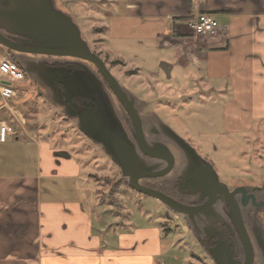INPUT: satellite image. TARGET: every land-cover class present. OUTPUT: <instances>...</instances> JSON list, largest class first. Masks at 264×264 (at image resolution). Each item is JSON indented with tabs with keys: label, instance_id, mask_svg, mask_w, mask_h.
Masks as SVG:
<instances>
[{
	"label": "crops",
	"instance_id": "crops-1",
	"mask_svg": "<svg viewBox=\"0 0 264 264\" xmlns=\"http://www.w3.org/2000/svg\"><path fill=\"white\" fill-rule=\"evenodd\" d=\"M105 1L117 8L115 0L99 7ZM117 1L133 14V29L155 32L158 47L174 49L173 62H162L169 73H190L181 98L218 102L227 131L255 138L264 151V0ZM198 13L213 15L214 33L194 34ZM3 109L17 108L1 101ZM10 140L0 143V264H162L156 230L116 231L112 203L90 179L80 184L71 156L41 141L28 143L27 153Z\"/></svg>",
	"mask_w": 264,
	"mask_h": 264
},
{
	"label": "rangeland",
	"instance_id": "rangeland-1",
	"mask_svg": "<svg viewBox=\"0 0 264 264\" xmlns=\"http://www.w3.org/2000/svg\"><path fill=\"white\" fill-rule=\"evenodd\" d=\"M98 1L101 0H55L60 10L71 15L90 49L111 67L110 73L118 83L133 92L148 117L157 116L210 160L220 182L229 189L262 185L264 151L257 150L255 138L248 142L242 135L229 133L218 102L188 94L181 98L190 73L174 68L167 74L160 66L162 62H173L174 49L158 47L152 39L155 32L133 29V14L125 10L123 2L115 0L117 8L110 5L105 8L102 5L106 1L100 7ZM0 54L5 55L3 51ZM14 89L18 97L7 103L17 108L15 115L24 118L25 125L20 128L10 111L0 110V118L18 132L16 140L11 137L13 140L7 143H20L28 153V143L34 148L33 142H47L57 150V155L71 156L80 166V184L90 179L98 188V195L112 203L118 216L116 231L134 234L140 228L156 230L161 254L158 259L162 264H214L185 218L169 212L155 198L125 185L119 168L101 146L52 104L38 85L25 78ZM102 214L104 219H110L108 213ZM259 220L264 228V208L259 212Z\"/></svg>",
	"mask_w": 264,
	"mask_h": 264
},
{
	"label": "water",
	"instance_id": "water-1",
	"mask_svg": "<svg viewBox=\"0 0 264 264\" xmlns=\"http://www.w3.org/2000/svg\"><path fill=\"white\" fill-rule=\"evenodd\" d=\"M0 45L10 51L46 57H70L89 62L101 73L118 97L127 94V89L108 71L104 61L90 49L71 15L60 10L55 0H0ZM22 68L31 80L38 83L47 99L62 109L66 117L77 119L78 128L101 146L105 154L117 165L124 182L131 189L155 198L169 212L183 215L200 245L205 238L220 235L221 226L224 224L231 231V224L221 209V205L226 201L231 205L236 226V230L232 231L236 252H233L228 240L217 239L214 246L207 250L214 264H264V228L255 215L257 210L264 207V182L260 186L242 185L230 190L226 184L220 182L211 163L157 116L149 119L155 122L153 126L158 127L156 129L159 130V135L149 131L154 134V138L152 142H147L138 128L139 125H136V142H131L121 134V137L117 136V127L106 121L103 116V108L106 105L99 99L98 86L86 82L82 73L80 77L71 79L64 72L45 71L47 73L39 78L25 66ZM161 69L169 74L167 64L162 63ZM94 77V80L97 79ZM59 85H63V89ZM85 89L94 94L88 95V98L97 106L95 114L90 115L88 119L84 118V113H70V99L75 95H84ZM137 101L133 95V103ZM133 113L137 114L135 108ZM171 147L187 162L188 166L179 172H184L183 176L190 185L189 193L198 198L199 204L181 203L163 191L141 182V179L172 174L176 166ZM239 197L242 199L239 200ZM249 205L253 208L251 215H254V218L248 230L241 213L242 208Z\"/></svg>",
	"mask_w": 264,
	"mask_h": 264
},
{
	"label": "flooded vegetation",
	"instance_id": "flooded-vegetation-1",
	"mask_svg": "<svg viewBox=\"0 0 264 264\" xmlns=\"http://www.w3.org/2000/svg\"><path fill=\"white\" fill-rule=\"evenodd\" d=\"M0 51H3L5 56H7L10 60L14 61L23 71L25 78L29 80L31 79L27 76L22 66H25L26 68L30 69V71L39 78L40 75H44V73L47 72H64L67 74V77L71 79L72 77H80V74L82 73L81 75H84V77L86 78V82H88L92 86H98L99 99L102 103H105L106 105V107L103 108V116L106 121L110 122L111 124L117 127V136H120L121 134L131 142H136L135 135H137L138 133L136 125H139L138 128L141 129V131L143 132L145 140L147 142H152L154 138V134L149 133V131H152L156 134L160 133L158 132L159 130L156 129L158 127L155 128V126H153L155 122L153 123L149 119V113L138 104V101L133 103V92L127 90L126 96L122 95L118 97L112 91L109 83L103 78L101 73L91 63L70 57H46L40 54L33 55L17 51H10L2 45H0ZM104 63L106 68L110 72L111 67L106 64V61H104ZM94 76H96L98 80H94ZM66 81L67 83H69L68 80ZM33 83L38 85V83L35 81H33ZM84 85L87 87V84L84 83ZM59 87L63 89L64 86L59 85ZM85 90L86 91L83 92L84 95H75L70 99V113L72 115L84 113V118L88 119L90 115L95 114L97 106L92 101V99L88 98V95L94 96V94L89 89ZM133 108H135L138 115L136 113H133ZM60 110L62 111L61 108ZM137 116H139V118L136 119ZM68 119L73 120L77 124L76 118L68 117ZM171 151L174 154L176 166V169L171 172L172 174H168L165 177L141 179V182L148 186L163 191L164 193L168 194L173 199L181 203L190 205L199 204L200 201L198 200V198H196V196H192L189 193L188 188L190 185L187 184L188 180L184 178L185 176H183L184 172H179L180 170H182V168L188 166L187 162L185 161V159L181 158V154L177 150L171 147ZM144 156L146 158L148 157L147 155ZM201 157L210 162V160H208L206 157ZM211 165L213 166L212 163ZM241 199L242 198L239 197V200ZM221 209L223 214L227 217L228 222L231 224V231L229 227L224 224L221 226L220 235H212L205 238L201 245L198 243L207 254V250L210 247L214 246V242L217 239L228 240L231 243V249L234 253L236 252L234 235L232 233V231L234 232L236 230V226L234 224L235 219L233 211L231 209V205L229 206L226 201L224 202V204L221 205ZM262 209L256 211L255 215H257L258 218L259 212ZM252 212L253 208L251 207V205L247 206L246 208H242L241 218L243 219L248 230L251 227L250 223L254 218V215H251Z\"/></svg>",
	"mask_w": 264,
	"mask_h": 264
},
{
	"label": "built area",
	"instance_id": "built-area-1",
	"mask_svg": "<svg viewBox=\"0 0 264 264\" xmlns=\"http://www.w3.org/2000/svg\"><path fill=\"white\" fill-rule=\"evenodd\" d=\"M190 26L195 35H206L215 32L214 17L208 13H198L190 21ZM25 80L23 71L19 66L7 56L0 54V99L4 106H8L7 101L11 98H17V91L14 89L16 84ZM15 115V112H12ZM18 125L23 129L25 120L22 117H16ZM17 131L8 122L0 121V143L8 138L17 135Z\"/></svg>",
	"mask_w": 264,
	"mask_h": 264
},
{
	"label": "trees",
	"instance_id": "trees-1",
	"mask_svg": "<svg viewBox=\"0 0 264 264\" xmlns=\"http://www.w3.org/2000/svg\"><path fill=\"white\" fill-rule=\"evenodd\" d=\"M0 120H5V119H3L2 117L0 118ZM125 185H127V184H125ZM128 186V185H127ZM129 187V186H128ZM130 188V187H129ZM206 248V247H205Z\"/></svg>",
	"mask_w": 264,
	"mask_h": 264
}]
</instances>
